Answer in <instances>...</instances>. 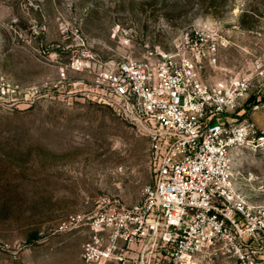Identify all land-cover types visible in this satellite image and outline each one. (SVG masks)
Listing matches in <instances>:
<instances>
[{
	"label": "rangeland",
	"instance_id": "374dc122",
	"mask_svg": "<svg viewBox=\"0 0 264 264\" xmlns=\"http://www.w3.org/2000/svg\"><path fill=\"white\" fill-rule=\"evenodd\" d=\"M205 28L202 48L218 46L199 62L205 82L254 73L264 0H0V264H85L87 230L57 232L66 217L143 198L149 139L95 98V76L125 58L195 57L186 35ZM233 163L239 192L264 206V156Z\"/></svg>",
	"mask_w": 264,
	"mask_h": 264
},
{
	"label": "built area",
	"instance_id": "2783aa9c",
	"mask_svg": "<svg viewBox=\"0 0 264 264\" xmlns=\"http://www.w3.org/2000/svg\"><path fill=\"white\" fill-rule=\"evenodd\" d=\"M206 31L186 35L195 57L125 58L97 72L95 98L147 136L155 176L136 204L104 200L59 225L87 230L85 264H264V206L248 202L233 173L239 151L264 156V55L251 59L252 75L210 85L199 62L218 46L202 48Z\"/></svg>",
	"mask_w": 264,
	"mask_h": 264
},
{
	"label": "crops",
	"instance_id": "0c3cea01",
	"mask_svg": "<svg viewBox=\"0 0 264 264\" xmlns=\"http://www.w3.org/2000/svg\"><path fill=\"white\" fill-rule=\"evenodd\" d=\"M257 119H258V121H259V123H260L261 125H264L263 122L260 121V120H261L260 117H257Z\"/></svg>",
	"mask_w": 264,
	"mask_h": 264
}]
</instances>
